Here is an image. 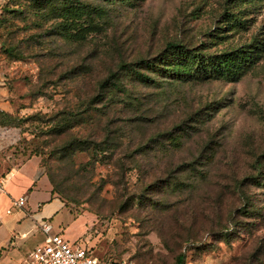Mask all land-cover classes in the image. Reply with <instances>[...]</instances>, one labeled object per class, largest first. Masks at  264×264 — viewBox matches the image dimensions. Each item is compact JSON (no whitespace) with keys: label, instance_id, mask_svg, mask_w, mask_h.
Returning a JSON list of instances; mask_svg holds the SVG:
<instances>
[{"label":"rangeland","instance_id":"374dc122","mask_svg":"<svg viewBox=\"0 0 264 264\" xmlns=\"http://www.w3.org/2000/svg\"><path fill=\"white\" fill-rule=\"evenodd\" d=\"M0 2L16 102L1 130L41 159L67 240L106 260L264 264V0ZM171 42L256 55L236 79L182 55L173 72Z\"/></svg>","mask_w":264,"mask_h":264},{"label":"crops","instance_id":"0c3cea01","mask_svg":"<svg viewBox=\"0 0 264 264\" xmlns=\"http://www.w3.org/2000/svg\"><path fill=\"white\" fill-rule=\"evenodd\" d=\"M4 73L0 61V110L15 112V100L11 103L15 91L6 85ZM1 129L0 126V264H29V252L45 241L41 222H50L54 232L65 236L61 220L68 208L53 191L41 159L32 156L18 160L8 149V137ZM22 197L26 198L24 206L15 204Z\"/></svg>","mask_w":264,"mask_h":264},{"label":"built area","instance_id":"2783aa9c","mask_svg":"<svg viewBox=\"0 0 264 264\" xmlns=\"http://www.w3.org/2000/svg\"><path fill=\"white\" fill-rule=\"evenodd\" d=\"M22 197L15 204L24 206ZM45 233V241L28 254L29 264H139L135 259L106 260L96 256L91 247L78 242H70L61 232H54L48 221L40 224Z\"/></svg>","mask_w":264,"mask_h":264},{"label":"trees","instance_id":"16d2710c","mask_svg":"<svg viewBox=\"0 0 264 264\" xmlns=\"http://www.w3.org/2000/svg\"><path fill=\"white\" fill-rule=\"evenodd\" d=\"M3 8V6H2ZM3 13V10L1 14ZM0 14V17H1ZM1 22V20H0ZM167 51L165 56L163 57L162 62L164 63V66L168 70H172L175 72V67H173L171 61L177 62L178 57L175 58L177 55H182L186 60H191V69H197L200 70L201 72L215 75L219 73H224L225 75L236 79L239 75H241L244 70L246 65L248 64L249 61L253 60L255 57V51L254 50H240V52L236 51L234 54L231 53V61H226L224 63H217V61H220L219 59H216L215 56H206V55H201L197 53L194 49L188 48L184 44L176 43V42H171L167 45ZM171 54V55H170ZM223 56V55H222ZM215 59L216 61H213ZM148 65H153L152 61L147 62ZM169 65V66H168ZM134 72L137 74L139 79L142 81L150 79L148 76L145 74L138 72L137 70H134ZM181 70L180 68H176V73H180ZM1 115L3 116H9L10 114H7L4 111H1ZM53 191L57 193L55 188L53 187ZM185 260L184 255H180L177 259V264H182Z\"/></svg>","mask_w":264,"mask_h":264}]
</instances>
